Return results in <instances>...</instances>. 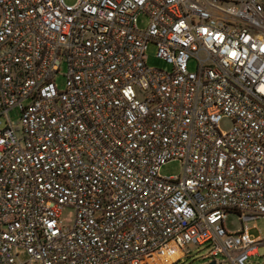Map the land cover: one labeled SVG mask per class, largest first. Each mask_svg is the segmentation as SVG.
<instances>
[{
    "label": "built area",
    "instance_id": "obj_1",
    "mask_svg": "<svg viewBox=\"0 0 264 264\" xmlns=\"http://www.w3.org/2000/svg\"><path fill=\"white\" fill-rule=\"evenodd\" d=\"M0 118V264L259 258L264 0H0Z\"/></svg>",
    "mask_w": 264,
    "mask_h": 264
},
{
    "label": "rangeland",
    "instance_id": "obj_2",
    "mask_svg": "<svg viewBox=\"0 0 264 264\" xmlns=\"http://www.w3.org/2000/svg\"><path fill=\"white\" fill-rule=\"evenodd\" d=\"M76 0H66L68 5H73ZM144 27V18L139 19V28ZM148 59L146 65L150 68H160L164 69L166 67L165 63L155 57L154 47H149L147 51ZM189 69L193 70V65H189ZM58 84H62V80L58 81ZM11 123H17L19 118V113L17 110H13L8 114ZM5 119L0 118V129L4 128ZM160 176L163 178H170L173 176H179L181 174V165L178 162H169L162 166L159 172ZM225 229L230 232H235L243 228L249 235L251 239H263L264 240V218L258 219L257 221L247 223V225H240L236 217L230 216L225 220ZM206 255V249L204 247L193 248L188 256L182 258L180 262L175 264H208L210 260H203L202 258ZM259 258H253L250 260V264H264V244L258 249ZM220 264L221 260L218 261ZM153 264H161L158 261Z\"/></svg>",
    "mask_w": 264,
    "mask_h": 264
},
{
    "label": "water",
    "instance_id": "obj_3",
    "mask_svg": "<svg viewBox=\"0 0 264 264\" xmlns=\"http://www.w3.org/2000/svg\"><path fill=\"white\" fill-rule=\"evenodd\" d=\"M210 264H215V262H212V263H210Z\"/></svg>",
    "mask_w": 264,
    "mask_h": 264
}]
</instances>
